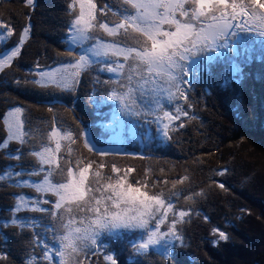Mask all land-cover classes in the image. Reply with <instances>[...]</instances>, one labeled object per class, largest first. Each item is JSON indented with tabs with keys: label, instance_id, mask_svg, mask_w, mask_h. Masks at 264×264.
Returning a JSON list of instances; mask_svg holds the SVG:
<instances>
[{
	"label": "trees",
	"instance_id": "16d2710c",
	"mask_svg": "<svg viewBox=\"0 0 264 264\" xmlns=\"http://www.w3.org/2000/svg\"><path fill=\"white\" fill-rule=\"evenodd\" d=\"M94 2L97 5V15L100 14L98 9H102L105 4H115V0H94ZM70 4L71 0H33V5L29 6L26 0H0V23L7 25L13 33L2 49H11L19 44L23 30L25 27L29 28L28 37L21 45L20 54L12 61L10 67L7 66L0 71L3 78L0 80V143L8 138V131L3 120L8 108L20 107L24 120L23 131L26 133L25 144L17 141L10 142L8 147L0 150V174L8 170L14 173L20 172L21 168L26 171L40 168L37 157L29 153L34 148L41 150L42 144H51L48 135L54 127L62 130V133L71 132L76 141L74 144L68 140L61 143V152L58 154L61 165L64 164V159L74 162L80 158L88 161L91 160L88 156H95V152H89L84 146L85 132L95 143L105 142L110 135V133L107 135L109 131H106L107 127H104L102 117L107 114L106 112L109 116L112 114V110L108 107L110 100L108 95L114 85L111 78L107 75L104 79L97 68L105 67L107 63L101 61L99 64H93L81 74L78 83H74L71 89L51 87L48 91L42 87L36 90L33 88L42 70L52 65L60 66L70 63L78 56V47L74 50L68 47L71 23L75 15ZM3 31L6 35V30ZM262 41L264 38H248L245 41L247 51L245 50L243 54L238 52L233 58L228 57V61L235 62L243 72L247 71L248 74L249 83L244 81L246 88H239L240 101H233L235 98L229 93L233 87L223 88L220 93L213 92L212 96L209 95L212 91L208 90L210 92L206 96L205 87L210 86L211 89L217 87V91H220L219 84L224 85V77L231 74L232 64L229 69L225 66L224 60L227 58L221 61L217 58L220 54L212 53L210 55L216 56V60L208 65L210 72H200L206 73L203 78L204 83L197 85L195 81L190 91L187 90V85H184L189 91L188 101H183V106L176 103L188 115L174 120L170 124L167 136L163 131L159 133L157 126H155L156 129L145 132L144 137L147 143L142 150L128 147L130 155L142 159L147 164L145 169L141 167V164L136 170L133 169L128 174V179L131 182L146 181L150 193L162 191L167 199L169 190L179 186V182L184 179L188 180L187 188L191 189L194 195L196 192L200 195L208 192V198L203 202L211 211V216L206 215L210 228L203 225L200 229L197 228L198 225L193 230V225L196 224L193 221L188 233L183 225L182 229L188 238L179 240L183 246L172 248L169 254H164L167 257L172 256V260L164 264H264V171L262 173L257 168L262 165L264 169V67L261 66L264 64V44ZM248 57L250 59H247ZM246 59L247 63H245ZM222 63L224 64L221 71L214 70L216 65ZM9 68L10 70L7 71ZM249 71H252L251 74ZM219 78L220 80L214 83ZM201 95L202 101H200ZM166 104L165 111L169 109L175 112L172 103ZM223 107L228 109V115L235 121V126H225L227 131L225 134L223 126L226 116ZM231 108L242 109L245 113L244 117H247L245 121L236 110ZM116 109L120 110V107ZM119 113L122 112H117ZM155 116L156 113H153L151 119L156 124ZM197 118L205 120V128L195 124ZM182 119L184 124L188 122L185 125L180 124ZM117 120L119 121L118 118ZM114 124L113 122L108 128ZM239 136L243 140L242 148L238 147L233 151L234 147H231L229 143L223 147L227 140H233ZM243 136L251 138L250 141H244ZM217 137L220 138L218 141L221 140L219 146ZM168 139H170L169 144ZM151 141L158 144L151 146ZM173 144L178 146L176 151L171 149ZM69 147L72 149L70 155L67 151ZM17 150L24 153L22 159L8 158V153L15 154ZM124 155L125 153L111 154L104 160L111 168L113 165L120 168L123 174L124 170L132 167V163L118 164L117 161L108 162V160L119 159ZM235 161L241 163L243 167L238 166ZM177 163L181 168L190 169V173L187 174L185 171L182 173L184 169L180 168L179 170L182 171L179 172ZM246 164L248 166H245ZM224 168L228 175H224L223 180L231 181L232 178H236L235 183L241 188L235 189L233 186L227 187V184L226 186L219 184L222 178L216 177L212 169L224 170ZM114 174L111 170L104 173V175L112 176ZM23 177L29 176L5 175L3 179H0V264H25L30 257H35L37 264H49V261H45L42 256L44 243L54 248L51 264H59V257L54 254L59 244L53 242V233L44 231L42 227L44 224L53 223L47 213L22 210L15 213V217L28 226L21 228L11 223L12 210L19 195L24 194L31 200L47 199L50 203L41 204L40 207L49 210H52V203L56 200V197L50 193L42 194L25 187H17L16 182L24 180ZM31 177L42 179L43 173ZM175 194L177 195L178 192ZM172 200L175 207V201ZM214 230H216L215 233ZM221 231L226 234V240L220 239L218 233ZM101 240H105L104 243L109 244V248H101L100 252L97 249L86 250V254L82 253L79 257L83 264H107L104 257L105 251L113 253L116 264H130L131 261L134 264H162L157 261L153 263L144 261L143 255L135 253V249L129 243L132 241L129 236L122 235L116 239L102 235ZM113 241H116L118 246L111 250ZM149 252L151 253L152 250L150 249ZM148 257L153 259L157 256L149 255Z\"/></svg>",
	"mask_w": 264,
	"mask_h": 264
},
{
	"label": "snow or ice",
	"instance_id": "6c2138e0",
	"mask_svg": "<svg viewBox=\"0 0 264 264\" xmlns=\"http://www.w3.org/2000/svg\"><path fill=\"white\" fill-rule=\"evenodd\" d=\"M26 3L31 6L33 0H26ZM77 6L78 14L71 23L72 42L81 47L90 46L83 49V54L76 57L74 63L50 73H41L42 81L57 87H72L78 83L80 74L93 64L122 58L123 62L116 59L100 69L120 78L112 81L116 87L108 99L117 102L124 114L140 115L143 109L145 115L156 113L158 123L167 120L168 123H163L165 136L170 124L188 113L176 105L173 115L164 110L162 100L173 103L183 99L187 102V90L194 87L201 71L210 72L208 65L216 60L211 53L219 55L222 50H227L238 54L237 45L244 43L248 36L264 38V0H115L114 5L105 4L100 12L110 11L116 20L103 22L97 18L94 0H71L74 13ZM97 29L119 39H99L94 35ZM0 30H6L7 36L13 34L4 23H0ZM28 33L29 28L25 27L19 45L24 43L23 37ZM5 42V31H0V44ZM19 54V46L11 49L10 54H3L0 71L11 66ZM230 73L224 77V86L242 76L243 70L233 62ZM183 85H187V90ZM21 112L16 108L9 113L12 117L11 122L6 121L9 136L0 143V150L8 147L12 140L26 143L23 122L19 119ZM48 140L55 141V148L42 144L41 150L34 148L29 153L37 157L40 168L31 171L21 168L15 173L8 170L0 174V179L5 175L30 177L43 173L40 183L18 180L16 186L32 187L42 194L51 193L56 197L52 210L40 207L50 203L49 200H31L21 194L12 210L11 223L21 228L28 226L15 217V213L22 210L47 213L53 223L42 227L46 232L51 231L53 242L59 244L54 253L59 257V264H83L79 257L86 254V250L109 248L107 243H98L105 233L119 239L121 230L141 232L143 235L139 240L129 241L138 255L157 246L166 254L174 241L182 240L176 225L183 222L188 213H174L178 219L169 223V213H173L171 197L166 199L162 191L150 193L146 181L131 182L128 179V174L133 171L131 168L121 174L122 170L113 165L111 171L116 175L112 176L99 170L104 167L102 163L92 171L94 161L64 159L61 165L57 157L62 147L60 141L76 143L73 134L67 131L62 134V130L54 127ZM84 146L89 152L108 155V152L96 149L87 138ZM67 151L70 155L72 149L69 147ZM7 155L10 159L20 160L24 153L17 150L15 154ZM43 165H48V169ZM165 224L167 230L162 232L161 226ZM218 234L220 239H227L224 232ZM52 253L53 249L44 243L42 256L49 264L53 260ZM104 257L107 264H116L113 253L105 251ZM25 264H37L36 258L30 257Z\"/></svg>",
	"mask_w": 264,
	"mask_h": 264
},
{
	"label": "rangeland",
	"instance_id": "374dc122",
	"mask_svg": "<svg viewBox=\"0 0 264 264\" xmlns=\"http://www.w3.org/2000/svg\"><path fill=\"white\" fill-rule=\"evenodd\" d=\"M78 11H79V8L77 6L75 14H78ZM98 14L99 15H97V18H98L99 21L103 22V21H107L109 19L116 20V16L112 15V13L110 11L106 12V13H101L100 9H98ZM0 31H3V30H0ZM94 35L97 38L102 39L104 41H112L113 39H119V37H110V36H108L101 29H97L95 31ZM5 36H6V41H7L10 38V36H7V32H6ZM27 37H28V35L24 36L23 39L25 40ZM251 37L252 36H248L247 39L251 38ZM253 38L255 39V37H253ZM5 43L0 44V58H3V54H5V53L10 54V50L15 48V47H17V46H19L21 48V45L17 44L16 46H14L11 49H2L5 46ZM88 46H90V45H84L83 47H81L80 45L73 43L72 42V29L70 30V37H69V41H68V47H69L70 50H74L76 47H78L77 54L79 56V55L83 54V49L85 47H88ZM245 50H246V42H244L242 44H238L237 47H236L237 53L239 52V53L243 54L245 52ZM216 55H217V53H216ZM234 55L235 54L233 52H231V51L222 50V52L220 53L219 57H217V58H219L221 61H222V59L227 58L224 61H226V63H225V66H227L226 69H229V66L232 64V62L228 61V57L233 58ZM116 59H119L121 62H123L122 58H111V59H109L107 61H104V60H102V61L108 64V63H112L113 60H116ZM220 60H217V61H220ZM74 62H75V60H73L72 62L67 63V64H61L60 66L52 65L48 69H46L44 71L42 70V72L39 73V76H38V79L36 80V83L34 82L33 88L36 90L37 88L42 87L44 89H47L48 91L51 90V87H56V88H61V89H66V90L71 89L72 87H64V88H62V87H57V86L52 85V84H46V82L42 81V77H41L40 74L41 73H50V72H53V71H55L57 69H62L64 67H66L67 65L72 64ZM223 64L224 63L216 65L214 70L221 71L222 68H223L222 67ZM261 66L264 67V64L261 65ZM6 67L7 66H5L4 68H6ZM97 68L100 71L99 73L101 75H103L104 79H105V77L107 75L111 78V81H115V80L120 79L115 73H109L107 71H101L100 69L103 68V67H97ZM9 70H10V68L7 71H9ZM83 72L85 73V71H83ZM251 72L252 71H249V74H251ZM204 73L205 72H202V73L199 74V78L196 80L197 83L195 82L197 85L204 83L203 78H204V76H206V73L205 74ZM81 74H80V76H81ZM247 75H248L247 71H244L243 75L242 76H238L235 80H233L231 83H229L228 84L229 86H224V85L219 84L218 88H219L220 91H217L218 90L217 87H216V89H214V88L211 89L210 86L205 87L206 88L205 89L206 90V96H208V93L210 91H212V93L210 92L209 95L212 96L213 92H219L220 93V92L223 91V88L227 89L229 87H233V88H231L232 90H229V93L231 94V96H233L235 98L233 101H240L241 100V94H240L241 90H239V88H246V82H244V81H247V83H249V81L247 80ZM109 77H108V79H109ZM0 80H3L1 75H0ZM219 80H220V78L215 80L214 83L218 82ZM113 85H114V87H116V85L114 83H113ZM183 87H184V85H183ZM0 88H1V83H0ZM208 90H210V91H208ZM189 91H187V93H189ZM193 92L195 93V91H193ZM103 101H106V99L105 100L103 99ZM183 101H184L183 99H180V100L174 101L172 104H173L174 107H176V103H179L181 106H183ZM200 101H202V95H201ZM161 103L164 106L166 103L168 104L169 102L167 101V99H164V100L161 101ZM108 107H110V109L112 110L111 111L112 112L111 116L107 115L108 112H106L107 114L102 117V119H104V127H107L106 131H109V132H107V135L110 133V135L108 136V139L105 140V142H96L95 143L94 140L89 136V134L87 132L84 133V139L87 138V139L91 140L94 143L96 149L104 150V151L108 152V155H111V154L123 155L125 153V155L122 158H119V159L110 158V160H108V162L109 161H117L118 164H121V163H124V164L132 163V167L131 168L134 169V170H136L137 167L140 164H141V167L143 169L147 168V164L142 159H139V158H137V157H135L133 155H130V153H128V147H132L134 150H142L143 147L145 146V143H147V140H145L146 137H144L145 136L144 135L145 132L148 133V131H152L154 128L156 129L155 126H157V128L159 130V133L161 131L164 132L163 123H168V121L165 120V121H163V123L156 122V124H155L153 119H151V116L153 114L145 115L143 113L144 112L143 109L141 110V111H143V112H141V115H135L134 116V115H130V114H124L123 112L119 113L120 114L119 115V114H117V112H121V111L117 110L116 108L120 107V105L117 102L112 101V100H109ZM152 107H155V106L153 105ZM16 108H20V107H13L12 109L8 108L7 111H6L7 114H6V116L4 117L3 120L5 121V125H6L7 131H8V126L6 124V121L11 122V120H12V117L9 116V113H12ZM102 108H104V106ZM106 109H107V107H106ZM166 109H167V106H166ZM231 109L232 110H236L237 113L240 114V117L245 121V118H247V117H244L245 113H244V111L242 109H240V108H231ZM167 110L169 111V109H167ZM169 112L171 114H173V115L175 114L174 111H169ZM223 112H225V116H226V122H225V124L223 126V133L225 134V133H227L225 126L233 127V126H235V121L233 120V118L230 115H228V109L224 108ZM117 115H119V116H117ZM120 116H122V117H120ZM116 117L119 119V121L117 120ZM19 119L22 122H24L23 113H21V115L19 116ZM244 121H243V123H246ZM113 122L115 124L111 128H108L109 125H111ZM187 122L188 121H186V123ZM196 123L199 125V127L205 128V125H206L205 120H203L201 118H197V120L195 121V124ZM180 124H184V119L181 120ZM100 126L101 125H99V127ZM152 135L155 136L154 133H152ZM8 136H9V131H8ZM219 139L220 138H218V137L216 138L218 146L221 144V140L218 141ZM243 139H244V141H250L251 138H249L247 136H243ZM63 141L64 140H61L60 143H62ZM169 141H170V139H168V144H169ZM10 142H15V140H12ZM242 142H243L242 137L239 136L236 139L227 140L223 144V147L226 146L229 143L231 147H234L233 151H235L238 147L242 148V145H243ZM157 144H158V142H154V143H153V141L150 142L151 146H155ZM233 144H235V145L232 146ZM49 146L52 147V148H55V141H51V144ZM177 147L173 144L171 149H174L176 151ZM147 151L149 153V150H147ZM93 152H95V151H93ZM58 154H57V157H58ZM94 154H95V156H88L89 158H91V160H88V161H94L95 162L94 165H93V170L92 171H95V169H97V165H100L102 163L104 165V167L102 169H99V170L103 174L110 172V170L112 168L104 160V158L106 156H108V155H97L96 152ZM235 162L237 163L238 166H241V163H239L238 161H235ZM177 165H178V171L179 172H181L185 168V167L181 168V166L178 163H177ZM245 166H248V165L246 164ZM42 167H44L47 170L48 165H43ZM213 167H215V166H213ZM241 167H243V166H241ZM262 167H263L262 165H259V167H257V168L259 169L260 172L263 173L264 169ZM179 168L182 169V170H179ZM184 171L187 174H188V172L190 173V169H188V168L184 169L182 171V173H184ZM212 172L216 175V177L222 178V179H220L221 182H219V184H221V185L222 184H224V185L227 184V187H232L233 186L235 189L237 187L241 188V186H237V183H235L237 181L236 178H234V179L232 178L231 181L229 179L227 181L223 180L224 175H228V172H227L226 168H224V170H219V169L218 170H213L212 169ZM114 176H115V174H114ZM23 178H25L24 180H29V182H31V183H40L41 180H42V179H37V178H33V177H31V178L30 177H23ZM57 178H59V177H57ZM187 181L188 180L184 179L181 182H179V186L171 188L169 190L168 195H167V196L171 197L175 201V207H173V213H169V223L174 218L178 219V216H174V213H178L180 211H185V212L188 213V215L183 218V222L177 223V225H176V228H177V230H178V232L181 235L183 240L188 238V236H186L184 234V231H183L184 229H182L183 225H184L185 229L188 231V233H189L190 227L193 225V221H194V223H196V224L193 225V228H192L193 230L198 225L199 226L197 228H200V229H202L203 225H206L207 228L208 227L210 228L209 222L207 221L208 217L206 215L211 216V211H209L210 210L209 207H207L205 202H203V201H205L208 198V192L206 191L202 195H200V194H198V192H196L195 195H194V192H191V189L187 188V185H189V184L186 185ZM25 188H28L30 190H35L32 187H25ZM205 190H206V186H205ZM205 190H202V191H205ZM172 192L173 193H177L178 192V194L177 195L176 194L173 195ZM199 192H200V188H199ZM233 193L235 194V192H233ZM189 219H191V221H189ZM166 230H167V224L162 225L161 226V231L163 232V231H166ZM131 233L132 234L135 233L136 235H132ZM102 235H107V234L105 233V234H102ZM122 235L129 236L131 238V240L133 241L134 239L135 240H139L143 234L141 232H139V231H137V232H126V231L121 230V235L120 236H122ZM189 238H190V236H189ZM104 241L105 240H101L99 243H104ZM119 242L123 243V244L125 243L124 241L123 242L119 241ZM54 245H56V244H54ZM115 246H118L117 242L113 241L112 244H111V250ZM179 246H183L182 244L179 243V240L174 241L173 244H172V247L169 249V251L167 253L169 254V252H170V250L172 248L179 247ZM52 249L54 250V248H52ZM94 249L95 248H93L92 250H94ZM100 250H101V248H99L98 251L100 252ZM109 250L110 249H108V251ZM151 250H152L151 253L148 251L145 254H141V255L144 256V261H147L148 263H153L154 261H157V262H160V263L164 264L167 261L172 260V256H168L167 257L166 255H164L165 253L162 252V250L160 249L159 246H157L156 248H153ZM127 254H128V252H127ZM149 255H156L157 257L152 259V258L148 257ZM99 256L101 257V255H99ZM45 261H47V260H45ZM130 264H134L133 261H131Z\"/></svg>",
	"mask_w": 264,
	"mask_h": 264
}]
</instances>
